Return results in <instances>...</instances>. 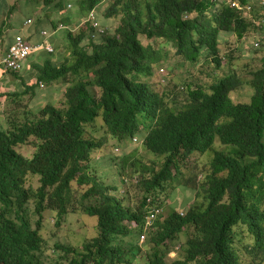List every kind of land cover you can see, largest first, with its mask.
Instances as JSON below:
<instances>
[{
    "label": "trees",
    "instance_id": "obj_1",
    "mask_svg": "<svg viewBox=\"0 0 264 264\" xmlns=\"http://www.w3.org/2000/svg\"><path fill=\"white\" fill-rule=\"evenodd\" d=\"M99 2L41 0L49 13L59 16L58 21H51L50 30L59 24L78 26ZM134 2L116 0L110 7L107 18L119 15L112 36L103 27L100 38L88 26L64 31L69 57L59 56L58 64L45 58L33 66L35 73L27 79L18 72L0 69L2 76L7 73L25 86L12 98L33 91L39 82L66 84L61 107L47 104L21 114L11 110L10 118L1 113L0 264H44L39 259L45 246L39 234L42 215L45 211L57 218L66 215L73 183L85 187L79 201L94 202L81 209L96 218L97 234L81 251L54 245V251L65 254L59 260L65 264H131L124 258L122 243L128 245V251L134 247L144 218L161 208L160 203L146 204L142 199L132 208L114 196L122 185L120 177L127 168L135 169L136 149L121 152L116 158L109 156L111 163L106 167L102 157L106 143L115 142L109 150L111 154L113 149L118 152L115 146L139 130L143 133L142 149L165 160L158 171L141 165V171L148 174L147 179L140 177L145 195L179 186L176 178L181 173L174 164L179 155L183 159L211 152V159L202 182L204 203L187 209L183 216L171 212L161 221V215L156 216L145 240L149 252L145 248L143 263H138L137 256L131 262L264 264V57L247 81L233 71L219 77L212 73L207 90L167 81L159 93L148 81L152 68H159L161 56L153 46L141 42L142 38L164 40L182 61H202L219 70L220 36L241 39L250 31L256 32L264 19V0H142L139 8ZM68 5L72 6L69 14ZM247 6L250 11L246 12ZM30 77L35 84L27 86ZM142 77L147 82H142ZM241 87L251 93L246 101L235 103L230 94ZM180 94L185 99L179 101ZM2 98L5 102L0 94ZM14 113L18 114L15 118ZM96 120L102 133L96 129L87 135L86 126ZM214 142L229 147V151L214 150ZM25 146L30 147L29 154L21 153ZM33 178H37L36 188L27 185ZM28 203L37 217L36 227L27 217ZM128 222L135 227H127ZM179 237L184 238L183 246L179 245L184 258L166 263Z\"/></svg>",
    "mask_w": 264,
    "mask_h": 264
},
{
    "label": "rangeland",
    "instance_id": "obj_2",
    "mask_svg": "<svg viewBox=\"0 0 264 264\" xmlns=\"http://www.w3.org/2000/svg\"><path fill=\"white\" fill-rule=\"evenodd\" d=\"M116 1V0H115ZM219 1V0H217ZM115 3V2H114ZM112 3L103 4L98 11V18L102 25L106 27V34L112 36L114 30L119 25V15H113V17L107 18V14L110 11ZM139 8L142 5V0H135L134 6ZM72 11V6L70 5L69 9H66V12L69 14ZM212 9L209 10V12ZM26 14H29L34 19L36 24L44 25V29H49L50 23L53 19L58 21L59 16H55L52 13H49L48 9H45L42 6L41 0H0V59L4 54L5 46L7 43V38L11 35L14 36L15 25L14 21L20 18V15L23 17ZM19 16V17H18ZM9 17L12 18L13 23L10 24V30H6V22H9ZM192 18L194 16H191ZM9 19V20H8ZM74 21V19H73ZM262 24L260 25L261 30L256 32H249L246 36L241 39H237L234 35H221L220 36V45H219V57L221 69L215 70L212 66H206L202 61L198 64H191L182 61L180 58H177L174 55V49L170 47L169 44L165 43L164 40H146L145 38L141 39L143 45L150 44L153 46L155 51H158L161 58L159 60V68H152L151 77H149L150 83H152V90L154 92H161L164 88V85L170 83L184 84L189 85L190 87L201 86L203 89L207 90L209 88L212 73H215L219 76L223 75L227 71H233L237 74L240 79L247 81L250 78V73L258 69L261 65V59L264 57V19L260 20ZM33 22V21H32ZM46 24V26H45ZM74 24V23H73ZM73 24L71 26H73ZM30 26H33L32 24ZM81 29V28H80ZM65 33L60 31L56 35L47 39V43L53 48L51 53V59H55L56 56H63L64 58L69 57L68 52L64 49L67 41H65ZM260 41V45H258ZM257 44V45H256ZM84 47L88 48V42L84 43ZM33 54L30 59H34ZM53 61V60H52ZM162 68L161 70H159ZM0 69L3 70L0 66ZM30 72H35V70H30ZM20 77H26L27 71H22L19 73ZM4 76V77H3ZM2 77L4 82H0V94L5 96V102L0 99V117L1 113H5L6 117L10 118V111L15 110L19 114L23 111H36L41 109L47 104H52L56 107H61L63 102L62 92L66 87L65 83L58 81V83H53L50 86L43 85L39 82L38 86L34 88L33 91H28L26 94L18 97L12 98L13 93H22L25 86L20 85L19 79L12 80L10 76L6 73ZM142 82H147L146 77L141 78ZM27 86L35 84V79L30 78L27 82ZM18 87V88H17ZM187 87V86H186ZM250 90L246 87H241L234 93L230 94V97L233 102H244L248 98ZM172 96L169 98L171 99ZM185 99L184 94H180L178 100ZM7 103V108L5 104ZM5 110H4V109ZM19 108V109H18ZM16 113L12 114L15 118ZM99 120H96L93 125H88L85 128L87 135H92V130L99 129L100 124ZM97 133H102L98 131ZM97 135V134H96ZM142 131L139 130L135 138H142ZM133 137V138H134ZM126 140L117 144L115 147L118 149V152L113 149L112 154L110 152V145L116 144L115 142L106 143V149L103 150L105 157H102L103 167L110 165L109 156L116 158L120 155L121 152H130L133 149L137 150V155H135V169L127 168L125 177L128 179L126 184L122 185V189L119 187V190L114 193V196L119 200L123 201V204L126 206H131L132 208L137 207L141 202V194L138 188L130 182L131 177L139 176L147 179L148 174L141 171V165L151 166L154 171H158L162 168V165L165 160L162 157H155L145 150L142 149L141 145L133 144L132 139ZM262 143H264V132L262 136ZM119 145V146H118ZM226 149V150H225ZM214 150L217 151H229V147H223L219 143L214 142ZM21 153L29 154L30 147L25 146L21 148ZM98 157V156H97ZM96 158V157H95ZM211 159V152L204 154H191L187 158H181L180 155L175 159L174 164L178 166V170L181 175L177 176L176 182L179 186H176L174 189L167 188L163 191H156L158 193V201L160 203L162 215L159 218V221L168 216L169 213L175 212H185L187 209L192 206H200L204 203V194H203V178L207 171V165ZM98 160V158H96ZM140 163V164H139ZM140 165V168L138 167ZM174 165H171L169 168L170 173L174 172ZM133 171L135 173L133 174ZM143 174V175H142ZM27 185H31L36 188L38 186L37 178L30 179L27 181ZM117 185V184H116ZM85 187L79 188L74 183L72 184L71 190V199L69 203L68 212L66 215L61 218H57L55 213L45 211L42 215L41 220V231L39 232L42 240L45 242V246L42 247L41 254H39V259L44 264H65V260L61 261L60 258L65 257L63 251L59 250L58 252L54 251V245H62L64 247H69L76 251H81L82 246L93 239L96 234V218L89 217L82 211V207L94 204L93 200H85L83 202L79 201V196L83 192ZM140 190H142L140 188ZM155 194V193H153ZM27 217L30 220V223L33 227H36L35 222L37 217L33 211L32 203L25 205ZM264 209V205L262 207ZM162 217V218H161ZM129 228L132 227L130 223H125ZM245 239H248L246 235H243ZM126 241V239H125ZM133 241V240H132ZM173 243V247L177 245L183 246L184 238L179 237ZM122 247L125 249V259L131 264H136L131 262L132 259L139 258L138 263H143V256L148 253V247L145 245V242L136 244L132 247V251H128L127 244L122 243ZM146 248V250H145ZM136 249H139L137 252ZM172 249V247H171ZM70 257V255H67ZM184 254L181 251V248L177 253H172L170 257L165 259L166 263H172L173 261L180 260L182 261Z\"/></svg>",
    "mask_w": 264,
    "mask_h": 264
},
{
    "label": "built area",
    "instance_id": "obj_3",
    "mask_svg": "<svg viewBox=\"0 0 264 264\" xmlns=\"http://www.w3.org/2000/svg\"><path fill=\"white\" fill-rule=\"evenodd\" d=\"M231 6L236 7L235 3H231ZM70 6H67L69 9ZM245 11H250V7H245ZM32 21L30 19L25 20L24 25L30 26ZM83 26H88L91 32L94 33V36L97 38L104 34V30L100 25L95 10H90L86 17L81 20L78 26L75 27H67L65 25L59 24L57 28L50 30V29H40L38 30L39 40L38 43H30L26 38L21 36L20 34L16 33L8 45L7 49L5 50L4 54L1 56L0 65L5 70L13 71V72H20L28 58L32 53L44 51L48 54L53 52V48L46 42L51 36L55 35L56 33L62 31H74L77 28H81ZM257 45V44H256ZM159 211L157 209L148 213L147 217L145 218V227L144 231L150 226L153 219L157 216ZM140 242H143L145 239V233L143 232L140 237ZM177 249V248H174Z\"/></svg>",
    "mask_w": 264,
    "mask_h": 264
},
{
    "label": "crops",
    "instance_id": "obj_4",
    "mask_svg": "<svg viewBox=\"0 0 264 264\" xmlns=\"http://www.w3.org/2000/svg\"><path fill=\"white\" fill-rule=\"evenodd\" d=\"M19 17V16H18ZM10 19V20H9ZM9 22H6V24H5V26H6V30H8V32H9V30H10V24L11 23H13V20H12V18L11 17H9ZM27 19H30L31 21H33L32 22V25L33 26H26V25H24V22H25V20H27ZM14 25H15V31H14V34L15 33H18V34H20L21 36H23L24 38H26L30 43H32V44H34V43H38V42H40V40H39V35H38V30H40V29H44V25H42V24H38L37 26L35 25V22H34V19L32 18V16L31 15H29V14H26L25 16H21L20 15V18L18 19H16L15 21H14ZM45 26H46V24H45ZM13 37V36H12ZM12 37H11V35L7 38V43H6V46H5V50H6V48H7V46L10 44V42H11V39H12ZM35 55H34V59H30L31 58V56L33 55H31L30 57H29V59L27 60V63H28V65L25 67V71H27V75H26V77L24 78V79H27V77H29L30 75H33L35 72H30V70H35V66L36 65H40V64H42L43 63V61H44V59L45 58H51L52 57V55H50V54H46V52H37V53H34ZM58 58H59V55L58 56H56L55 55V59H51V61H52V63H54V64H58ZM34 66V67H33ZM30 78H32V77H30ZM0 81L1 82H4V78L2 77V75H1V72H0Z\"/></svg>",
    "mask_w": 264,
    "mask_h": 264
},
{
    "label": "clouds",
    "instance_id": "obj_5",
    "mask_svg": "<svg viewBox=\"0 0 264 264\" xmlns=\"http://www.w3.org/2000/svg\"><path fill=\"white\" fill-rule=\"evenodd\" d=\"M114 2H115V0H100V2H99V4L95 7V8H93V9H91V10H95V12H96V16H97V19H98V21H99V23H100V25L104 28V29H106V27H104V25H102V23L100 22V20H99V18H98V11L99 12H101L100 10H99V8L103 5V4H107V3H112V4H114ZM228 3H229V1H228ZM230 5H231V3H229ZM83 19V18H82ZM16 34V33H15ZM14 34V35H15ZM98 38H100V37H98ZM12 40V39H11ZM8 47V46H7ZM7 49V48H6ZM5 52V51H4ZM39 52H44V51H39ZM35 53H37V52H35ZM32 54H34V53H32ZM31 54V55H32ZM30 55V56H31ZM51 55V54H50ZM29 59V58H28ZM1 60V59H0ZM28 65V63L26 62V64H25V66H24V68L20 71V72H18V73H21L22 71H24V69H25V67ZM1 66V65H0ZM1 68L3 69V67L1 66ZM3 70H5V69H3ZM143 136V135H142ZM132 143L133 144H137V145H141V143H142V141H141V137L139 138V139H137V138H133L132 139ZM134 174V173H133ZM125 175H126V173H125ZM125 175H123V176H121L120 177V180H122V185L123 184H126L127 183V181H128V179L125 177ZM140 181H141V178L138 176H133V177H131V180H130V182H132L137 188H138V190L140 191V194H141V200L143 199L144 200V203H146V204H148L150 201H155V202H157L158 204H159V201H158V193H155V194H144V192H143V190H140V188H141V186H140ZM122 185L120 184V188L122 189ZM142 189V188H141ZM153 198H155V199H153ZM158 211H159V213L157 214V216L158 215H162V212H161V208H158L157 209ZM180 216H183V214H184V212H179L178 213ZM147 217V216H146ZM145 217V218H146ZM145 218H144V222H143V227H142V232L140 233V235L144 232L145 233V239H144V241L143 242H145V240H146V235H148V233L152 230V226H153V223H154V221H155V219H156V217L153 219V221L151 222V224H150V226L144 231V227H145ZM130 225H132V229L135 227V224L134 223H130ZM140 235H139V237H140ZM143 242H140V239L138 238V244H141V243H143ZM174 248H177V249H174ZM180 249V247H179V245H177L176 247H173L172 248V250L169 252V254H168V256L167 257H170V255L172 254V253H177V251Z\"/></svg>",
    "mask_w": 264,
    "mask_h": 264
}]
</instances>
